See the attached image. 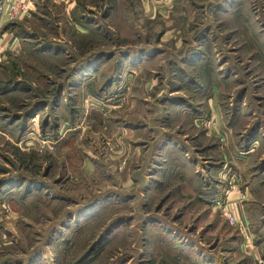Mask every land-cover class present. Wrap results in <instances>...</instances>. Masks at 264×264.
I'll list each match as a JSON object with an SVG mask.
<instances>
[{
  "label": "rangeland",
  "instance_id": "rangeland-1",
  "mask_svg": "<svg viewBox=\"0 0 264 264\" xmlns=\"http://www.w3.org/2000/svg\"><path fill=\"white\" fill-rule=\"evenodd\" d=\"M1 15L0 264H262L264 0Z\"/></svg>",
  "mask_w": 264,
  "mask_h": 264
},
{
  "label": "built area",
  "instance_id": "built-area-1",
  "mask_svg": "<svg viewBox=\"0 0 264 264\" xmlns=\"http://www.w3.org/2000/svg\"><path fill=\"white\" fill-rule=\"evenodd\" d=\"M30 6L31 0H0V14H3L8 21L17 20L28 12ZM238 199L239 202H242L246 199V195L240 194ZM224 216H226L231 225L238 227L245 240L249 239L246 228L242 223L238 222V219L235 216L229 214L228 211L224 212ZM261 263L264 264V261Z\"/></svg>",
  "mask_w": 264,
  "mask_h": 264
},
{
  "label": "crops",
  "instance_id": "crops-1",
  "mask_svg": "<svg viewBox=\"0 0 264 264\" xmlns=\"http://www.w3.org/2000/svg\"><path fill=\"white\" fill-rule=\"evenodd\" d=\"M2 19V15L0 16V20ZM249 189L252 188L251 185H249L248 187ZM248 189V190H249ZM264 189V185L260 186L259 190H263ZM251 190V189H250ZM253 195V189L252 192L249 191L247 193V198ZM238 198L239 195L237 192H233V195L231 196V200H229L228 202L231 203L232 205H228L226 206V208L228 210H230L231 215L235 216L238 219V222L242 223L243 226H245L247 228V218H246V211H247V207H248V203H244V204H237L238 203Z\"/></svg>",
  "mask_w": 264,
  "mask_h": 264
}]
</instances>
